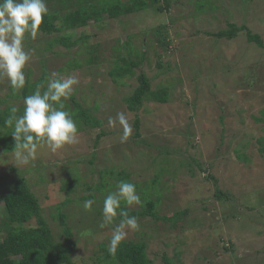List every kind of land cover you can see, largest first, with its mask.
<instances>
[{"label": "rangeland", "instance_id": "1", "mask_svg": "<svg viewBox=\"0 0 264 264\" xmlns=\"http://www.w3.org/2000/svg\"><path fill=\"white\" fill-rule=\"evenodd\" d=\"M162 5L68 30L73 39L85 37L88 45L80 41L45 50L42 32L25 41L32 53L26 78L32 71L28 80L36 83L45 73L47 86L53 72L63 78L75 75L77 98H86L85 106L98 99L96 116L102 123L80 129L76 146L54 154L46 146L39 148L28 165H19L13 151L0 148V227L3 197L23 178L55 238L65 240L63 230L71 227L77 245L73 263L104 264L114 225L100 228L99 211L124 171L139 185V195L160 198V215L188 210L168 221L139 218L140 230L129 231L126 240L147 243L150 264H167L165 259L172 264H264V0H179L159 11ZM230 23L247 26L262 46L249 39L247 30L232 39L213 35ZM164 37L170 42L167 49ZM127 38L133 51L146 58L134 76L114 84L109 70L119 56L115 47ZM73 60L80 66H68ZM140 72L151 79L153 89H167L168 102L147 101L139 109L141 136L135 137L136 114L122 98L133 93ZM10 92V83L0 79L1 109ZM9 100L24 105L22 97ZM121 111L133 128L126 143H120V125L108 123ZM102 131L106 134L97 140ZM106 169H113V176ZM100 182L105 188L97 190ZM217 190L226 196L217 197ZM86 200L95 201L91 211L83 208ZM60 215L66 216V226ZM25 225L37 226L36 219Z\"/></svg>", "mask_w": 264, "mask_h": 264}, {"label": "trees", "instance_id": "2", "mask_svg": "<svg viewBox=\"0 0 264 264\" xmlns=\"http://www.w3.org/2000/svg\"><path fill=\"white\" fill-rule=\"evenodd\" d=\"M48 1H53L48 2ZM179 0H46L47 5H50L53 10H49L48 15L44 18V22L41 26L40 32L47 35L45 39V50L52 49L55 45H64L66 48H70L77 45L80 41L87 44L85 37L79 39H73L69 35L68 30H76L78 28L86 27L90 21L100 24L104 20H119L121 16L137 12L139 10L152 7L159 2L162 6L158 7L159 11L169 10L171 2ZM63 8L64 11L60 10ZM53 11V12H51ZM55 11V12H54ZM247 30L249 33V39L255 41L258 45L262 46V40L258 35H252L245 25H236L230 23L227 29L219 30L213 33L217 38L232 39L239 32ZM67 31V32H66ZM59 32H65V34L54 35ZM52 35V36H51ZM212 35V34H211ZM87 36V35H85ZM88 36L86 37V39ZM84 40V42H83ZM26 41H29L26 39ZM162 43L167 49L169 41L167 37L162 39ZM162 44V45H163ZM122 47L126 49V54H122ZM118 53V57L115 60V64L109 70V76L114 84L121 83L125 77H132L135 74V69L142 65L145 60V54L134 52L130 40L123 43L120 47H115ZM133 55H138V59L134 60ZM94 62L97 60L94 57ZM68 66H78L76 60L68 61ZM82 64V63H81ZM80 66V65H79ZM78 66V67H79ZM158 68L162 70L164 68L163 63H158ZM29 74L32 71H27V78L25 87L20 93L11 92L7 96V105L4 109L0 108V148L4 152L14 151L15 141L11 135L13 129L5 124V120L11 115L10 108L14 104H10L12 97H22L23 99L32 95L38 86H41V91L46 90L47 86H44V80L47 75L44 73L41 79L36 83H31ZM138 85L134 89L133 93L122 98L126 104V108L130 112L136 114L135 118V137H140L141 132V120L138 117L139 109H144L145 103H167L168 91L166 88H152L151 79L144 73L140 72L137 76ZM84 98L82 101L77 98L74 91L70 99L65 101V110L69 111L75 121L78 124L79 130L84 126H100L101 120L96 116L99 110L100 101L94 99V104L91 106H85ZM1 100V99H0ZM16 107V106H15ZM25 105L16 107L18 112L17 116L22 115ZM106 133L101 132L97 140H99ZM109 172L110 176H113L114 170H105ZM129 181V174L120 171L118 176L117 186L119 181ZM96 187L97 190L105 188L103 182ZM136 189H139V185L134 183ZM216 195L219 198H223L225 193L217 190ZM91 193L87 197H93ZM87 198L86 196H84ZM83 197V198H84ZM142 204L138 208L131 209L126 204L122 203V208L128 211L130 216H135L138 219L144 217H150L155 220L168 221L173 218H181L188 213V210H181L176 212L173 216H162L159 214L158 204L160 198L153 197L143 198L140 195ZM5 217L2 220V226L0 227V264H75L72 261V255L76 251L77 245L73 240V232L71 227L66 226V216L60 215L59 219L63 226H66L63 230L66 239H56L52 228L42 213V206L38 197L30 189L28 183L23 178H18L14 182V188L3 197ZM98 209V208H97ZM103 213L102 211H99ZM35 218L37 226H26L25 224ZM122 217H117L116 221H119ZM105 250V249H103ZM104 264H150V260L147 253V243L144 241L136 242L125 240L118 248L115 255H110L108 250L104 251V256L101 258ZM167 264H172L168 259H165Z\"/></svg>", "mask_w": 264, "mask_h": 264}, {"label": "clouds", "instance_id": "3", "mask_svg": "<svg viewBox=\"0 0 264 264\" xmlns=\"http://www.w3.org/2000/svg\"><path fill=\"white\" fill-rule=\"evenodd\" d=\"M48 13L46 0H0V79H6L13 92L25 87V69L32 59L31 51L25 48V41L37 39ZM78 84L79 79L75 75L63 78L53 72L46 90L42 92L38 86L32 95L24 98L22 115H16L18 109L15 106L10 108L11 115L5 124L13 129V154L19 165H28L37 157L41 147L46 146L54 154L80 143L78 124L65 110V101L71 98ZM108 123L112 127L117 123L120 125V143H126L132 137L133 128L125 112L109 117ZM94 203V200H86L83 208L91 211ZM122 203L129 207L142 204L134 183L119 181L116 189L104 198L100 228L114 225L107 249L110 255L117 253L129 231L140 230L138 218L130 216L122 208ZM118 216L122 218L116 223Z\"/></svg>", "mask_w": 264, "mask_h": 264}]
</instances>
